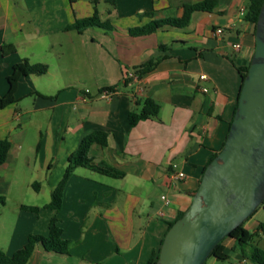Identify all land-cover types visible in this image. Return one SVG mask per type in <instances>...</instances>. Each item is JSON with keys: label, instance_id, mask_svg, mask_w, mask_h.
<instances>
[{"label": "crops", "instance_id": "1", "mask_svg": "<svg viewBox=\"0 0 264 264\" xmlns=\"http://www.w3.org/2000/svg\"><path fill=\"white\" fill-rule=\"evenodd\" d=\"M199 1L0 0V96L13 64L26 59L48 67L43 75L22 76L17 101L0 109V139L10 143L0 166L2 251L12 254L30 233L47 234L53 215L69 252L38 245L26 264H146L160 247L168 224L187 209L204 167L224 144L241 84L236 65L250 61L255 27L240 13L248 0H216L213 10L193 12L183 27L165 25L141 36L128 29L180 17L183 3ZM95 12L108 27L67 29ZM237 42L236 51L231 45ZM3 44H12L14 52L4 55ZM162 55L140 81L124 82L126 71ZM108 87L118 92L100 96ZM144 98L156 101L159 111L131 126L129 112L139 110ZM94 130L107 133V145L92 144L89 156L124 176L75 167L60 210L45 207L69 155ZM176 171L184 177L174 179ZM258 210L264 211L257 208L243 226L250 242L264 249ZM223 245L228 259L233 254L237 264H257L234 238Z\"/></svg>", "mask_w": 264, "mask_h": 264}, {"label": "water", "instance_id": "2", "mask_svg": "<svg viewBox=\"0 0 264 264\" xmlns=\"http://www.w3.org/2000/svg\"><path fill=\"white\" fill-rule=\"evenodd\" d=\"M254 38L224 144L203 170L183 215L167 229L155 264H203L264 201V1Z\"/></svg>", "mask_w": 264, "mask_h": 264}, {"label": "trees", "instance_id": "3", "mask_svg": "<svg viewBox=\"0 0 264 264\" xmlns=\"http://www.w3.org/2000/svg\"><path fill=\"white\" fill-rule=\"evenodd\" d=\"M107 1L114 2V0H107ZM263 1L264 0H248L247 5L245 7L246 10L242 16V19L244 21L252 23L255 27V23L260 8L263 4ZM215 6H216V0H202L195 3H183L182 14L180 17H169V18H161V19L153 18L151 19L150 22H148L145 25L129 28L128 32L132 36H141V35L150 34L155 30H157L158 28L165 25L183 27L189 22L193 12L211 11L214 9ZM146 14H148L149 16L153 15L152 12H147ZM91 25L108 27L106 22H102L99 20V17L95 12L91 17L78 20L74 24L67 26V29L73 28L78 31H82L84 28ZM159 48L160 49L165 48V45H160ZM14 50L15 47L12 44L2 45V53L4 55L10 54L14 52ZM163 57L164 56L162 55V56H157L155 58H151L141 63L140 65L136 66L133 69L136 71V73L139 76H142L145 73L151 71ZM248 66H249V62L245 65H236V68L241 76L239 93ZM47 69L48 67L45 63H30L26 59L13 64L11 73L7 76L8 89L4 95L0 96V109L4 108L7 105L13 104L17 101L15 97V91L17 88L18 81L22 76L29 74L43 75L47 72ZM113 88L114 87H108V89H113ZM52 98H54V96H52ZM141 105L142 106L139 110L133 109L129 112V123L131 126L136 125L140 120L154 118L159 111V104L151 98H144L141 102ZM92 144H98L102 147L106 146L107 133L102 130H94L92 132L85 134L82 137L77 149L69 155L68 165L65 169L63 177L61 178L59 183L53 188L51 192L50 201L47 204H45V207L50 208L56 212L60 210L62 206L65 184L75 167L78 166L86 167L95 170L101 174L116 178L124 176L123 171L118 170L108 165L107 163H103V162L97 164L94 163L93 159L89 156V150ZM9 146L10 143L7 138L0 139V166L6 160ZM216 154L217 152H215L212 155L208 163L216 156ZM3 201L4 198L0 197V202ZM21 207L26 210H30L34 212H37L39 210L38 206L21 205ZM259 207H262L264 209V201L258 206V208ZM253 213L251 215H253ZM182 215H183V211L178 213L176 219L180 218ZM173 222H170L168 224V228L173 224ZM243 225L244 222H242L240 225L234 228L227 237H231L235 239L237 244L242 247L244 256H246L251 261L257 264H264V249L250 242L252 234L249 233L248 230L245 229ZM260 227L264 229V224L261 223ZM62 232L63 230L60 225L59 218L56 215H53L48 222L47 234L42 235L37 233H30L27 236L25 243L10 255L6 254L4 251L0 249V264H26L29 258L31 257L33 251L38 245H40L46 251L67 254L69 252L70 243L67 239L63 238ZM227 237L223 238L219 243L216 244V246L212 249L208 257H215L219 260L228 259V254L224 251L225 247L223 245V241ZM159 248L151 252V255L146 261V264H155V261L158 257ZM205 263L206 261L203 264Z\"/></svg>", "mask_w": 264, "mask_h": 264}, {"label": "built area", "instance_id": "4", "mask_svg": "<svg viewBox=\"0 0 264 264\" xmlns=\"http://www.w3.org/2000/svg\"><path fill=\"white\" fill-rule=\"evenodd\" d=\"M245 10H246V8H242L241 9V11H240L241 15H243L245 13ZM222 32H223V29L221 27H218L215 30V34L218 35V36L221 35ZM240 47H241V44L239 42L233 43L231 45V48L233 50H236V51L239 50ZM142 76H139L134 69L133 70H128V71H126L124 73V79L123 80H124V82L127 81L126 83H129V82H138V81L141 80ZM200 78H205V76L204 75H201ZM138 89H141V86H138L137 87V90ZM117 92H118V89L116 87H114L113 89L106 88V89H104L103 91L100 92V96L105 97V98H108V97L112 96L113 94H115ZM172 166L175 167L176 165L173 164ZM172 176H173L174 179H181V178L184 177V173L182 171H176V172H174L172 174ZM161 198L164 200L165 203L167 202V198H166L165 195H162Z\"/></svg>", "mask_w": 264, "mask_h": 264}, {"label": "rangeland", "instance_id": "5", "mask_svg": "<svg viewBox=\"0 0 264 264\" xmlns=\"http://www.w3.org/2000/svg\"><path fill=\"white\" fill-rule=\"evenodd\" d=\"M256 216L261 218L262 220H264V211L258 210ZM212 263L213 264H237L238 261H237L236 257L232 254L228 260H217L215 262L213 261L212 257H208L206 260V264H212Z\"/></svg>", "mask_w": 264, "mask_h": 264}]
</instances>
